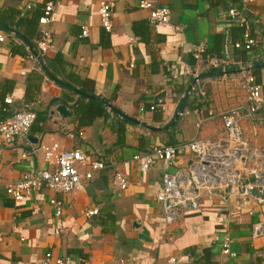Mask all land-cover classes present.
Returning <instances> with one entry per match:
<instances>
[{"label":"crops","instance_id":"1","mask_svg":"<svg viewBox=\"0 0 264 264\" xmlns=\"http://www.w3.org/2000/svg\"><path fill=\"white\" fill-rule=\"evenodd\" d=\"M100 1L0 0V117L31 105L44 120L28 139L0 140V264H43L48 253L51 264L60 258L69 259L65 264H264V235L252 234L264 220L263 206L252 199L244 204L239 196L206 197L199 211L167 225L156 200L164 164L145 171L133 160L154 147L220 137L222 120L209 119L199 128L196 112L205 117L209 111H244L250 74L264 88V0H148L171 11L168 24L152 22L151 11L139 8L142 0H110L112 32L101 27ZM49 2L57 17L47 27L52 43L40 60L33 59ZM230 8L244 15L258 45L233 48L230 64L214 68L208 60L223 56L226 33L243 42L246 31L221 20ZM85 27L88 37L81 36ZM198 45L205 47L200 64L193 54ZM80 90L108 103L107 115L81 123L75 104L89 99ZM160 103L163 108L150 110ZM59 106L72 115L62 117ZM183 111L188 113L180 116ZM63 123L74 137L61 131ZM243 129L250 146L264 151V111L246 119ZM53 144L62 152L80 149L108 168L79 192L43 189L20 202L9 197L7 185L49 167L41 147ZM189 160L182 154L176 169L187 170ZM115 171L126 175L127 190L114 189ZM53 199L62 203L60 217ZM94 209L98 213L89 217ZM226 236L234 256L222 253Z\"/></svg>","mask_w":264,"mask_h":264},{"label":"built area","instance_id":"2","mask_svg":"<svg viewBox=\"0 0 264 264\" xmlns=\"http://www.w3.org/2000/svg\"><path fill=\"white\" fill-rule=\"evenodd\" d=\"M259 0H244L252 3ZM115 2L101 0L99 4V16L101 27L107 31L113 30V14ZM139 8L150 10L152 22L168 24L171 20V11L168 8H155L148 0H142ZM221 20L228 24L244 26L243 42H232L229 33L225 35L223 56L213 57L208 60L214 68H225L230 64L232 49L251 50L258 45L253 36L250 25L244 15L235 8H230L223 13ZM57 21L55 15V4L49 2L44 8L39 23L44 29L41 31L42 39L37 44V54L30 57L38 59L45 55L52 43L51 34L47 27ZM89 30L84 28L82 37H88ZM5 36L0 33V42ZM205 47L198 45L194 47V56L199 64L202 62ZM11 104L12 99L5 100ZM247 108L233 109L221 114L208 112V116L197 113V127H201L209 119L219 118L223 122V131L218 138L200 139L195 138L176 145L158 146L146 153L136 154L133 160L138 162L142 169L149 171L158 164H164L162 172V188L156 196L158 204L167 225H173L179 221L187 212H197L201 208L204 198L220 197L227 201L233 196H239L243 203L247 204L251 199L264 207V151L260 148H252L244 137L243 122L252 119L261 111H264V88L256 83L253 75L248 77L247 85ZM1 107V105H0ZM162 103L152 106L151 111L163 108ZM6 111L5 109H3ZM180 112V116L187 114ZM37 114L32 106L25 105L15 111L12 116L0 117V140L10 141L16 137L28 139ZM61 131L69 137H74V132L69 123H63ZM80 137L83 132H79ZM45 161L49 167L24 174L17 181L6 186V194L16 202L30 197L32 194L43 189L53 190L58 193L72 194L84 189V182L92 181L95 175L108 168L104 161L90 160L80 149L70 152L60 151L59 144L42 146ZM185 154L189 157L188 169H176L179 157ZM26 157V155H25ZM173 168V169H172ZM130 182L121 171H115L113 175V186L117 191H125ZM253 190H258L260 197L253 195ZM2 187L0 186V196ZM56 210V215L62 214V203L51 200ZM98 213V210H89V217ZM250 214H254L250 212ZM60 234V230L56 231ZM254 238L264 235V220L254 224L252 229ZM232 239L226 236L222 242V253L234 256L231 250ZM52 254H46L43 264H51ZM68 259V258H67ZM67 259H57L56 264H65ZM69 260V259H68ZM119 264H138L132 260L121 259Z\"/></svg>","mask_w":264,"mask_h":264},{"label":"trees","instance_id":"3","mask_svg":"<svg viewBox=\"0 0 264 264\" xmlns=\"http://www.w3.org/2000/svg\"><path fill=\"white\" fill-rule=\"evenodd\" d=\"M57 82L59 80H56ZM60 83V82H58ZM64 86H68L69 88L74 89L70 84H63L60 83ZM78 91V90H76ZM79 93L84 97V98H88V103H85L84 101H79L75 104V113L78 117L79 120H81V123L83 124H90L92 123L97 117H104L107 115V105L108 103H106L104 100H102L99 97L94 96L91 93H88L85 90H80ZM111 107V106H110ZM44 120H40V118L38 119V115H37V119L33 125V128L31 130L34 131L36 129H38L39 131L42 130V128L40 127V124L43 123ZM35 127V128H34Z\"/></svg>","mask_w":264,"mask_h":264},{"label":"water","instance_id":"4","mask_svg":"<svg viewBox=\"0 0 264 264\" xmlns=\"http://www.w3.org/2000/svg\"><path fill=\"white\" fill-rule=\"evenodd\" d=\"M57 111L60 113V115L62 116V117H64V118H67V117H70L72 114H71V112L70 111H68L67 110V108L66 107H64V106H59L58 108H57ZM127 119H129V120H131V121H133V122H137V121H135V120H133V119H130V118H128V117H126ZM29 140H34V138H29ZM253 195L254 196H257V197H260L261 195L259 194V192H258V190H253ZM262 197L264 198V194L262 195ZM146 234H147V232H146Z\"/></svg>","mask_w":264,"mask_h":264}]
</instances>
